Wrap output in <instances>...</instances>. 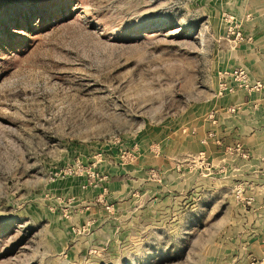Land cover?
<instances>
[{"label":"rangeland","instance_id":"rangeland-1","mask_svg":"<svg viewBox=\"0 0 264 264\" xmlns=\"http://www.w3.org/2000/svg\"><path fill=\"white\" fill-rule=\"evenodd\" d=\"M250 2L0 0V264H264V155L247 179L194 138L264 91Z\"/></svg>","mask_w":264,"mask_h":264},{"label":"crops","instance_id":"crops-1","mask_svg":"<svg viewBox=\"0 0 264 264\" xmlns=\"http://www.w3.org/2000/svg\"><path fill=\"white\" fill-rule=\"evenodd\" d=\"M234 3H240L242 0H231ZM244 3H250L251 0H243ZM252 16V17H250ZM238 18V17H237ZM242 20H251L244 23V33L247 36H251L247 41L249 44L246 49L243 50L240 55L233 62L234 65H242L248 68L250 75L253 79L264 78V13L249 12L246 17L240 16ZM238 90L236 93H240ZM243 91V90H242ZM232 105H240L239 113L232 116V121L235 118L238 123L227 124V121H223L225 113L221 110L227 109ZM216 112L217 119L209 120V129H202V131L194 136V138H200L198 140L199 152H206L208 158L212 160H218L220 165H231L233 163V155L236 156L235 162L241 161L245 168L241 174L247 179L254 177L256 174L252 172L253 168L261 169L262 162L261 156L264 155V91H243L242 94H238L237 100H230L226 103L225 108H221ZM231 122V121H230ZM208 131L212 132V136L208 135ZM238 143L241 147L248 151V159H241L240 151H236ZM198 151V150H197ZM232 154V157L230 155ZM256 156V157H255ZM256 158V160H255ZM232 159V160H230ZM223 162V163H222ZM166 169L171 170L173 168L171 162H164ZM255 170V169H254ZM215 175H217L215 171ZM262 236H252L247 239V243H258L262 247L264 239ZM254 238V239H253ZM256 238V239H255ZM264 248V247H263ZM262 249V248H261ZM257 259L263 257L264 253H252ZM257 254V255H256Z\"/></svg>","mask_w":264,"mask_h":264},{"label":"built area","instance_id":"built-area-1","mask_svg":"<svg viewBox=\"0 0 264 264\" xmlns=\"http://www.w3.org/2000/svg\"><path fill=\"white\" fill-rule=\"evenodd\" d=\"M239 36H241V38H242L243 35L241 34V32H237L236 38L237 37L239 38ZM223 75H231V76H234L235 77V80L238 82L239 85L245 84L247 82V79H248V73L243 68L234 69L232 72H229V73L226 71V72L223 73ZM258 84L261 85V83H258ZM224 88L225 89H230V90L233 89L232 86L231 85L228 86L227 83L225 84ZM231 110L232 111H235V108L232 107Z\"/></svg>","mask_w":264,"mask_h":264}]
</instances>
